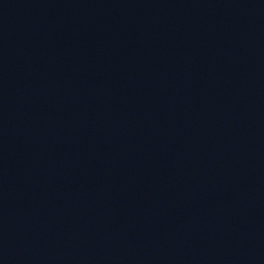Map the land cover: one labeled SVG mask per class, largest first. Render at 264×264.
<instances>
[{"label": "water", "instance_id": "1", "mask_svg": "<svg viewBox=\"0 0 264 264\" xmlns=\"http://www.w3.org/2000/svg\"><path fill=\"white\" fill-rule=\"evenodd\" d=\"M0 264H264V0H0Z\"/></svg>", "mask_w": 264, "mask_h": 264}]
</instances>
